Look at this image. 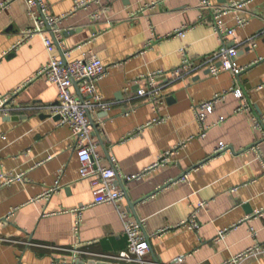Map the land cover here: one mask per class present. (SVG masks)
<instances>
[{"label":"crops","instance_id":"1","mask_svg":"<svg viewBox=\"0 0 264 264\" xmlns=\"http://www.w3.org/2000/svg\"><path fill=\"white\" fill-rule=\"evenodd\" d=\"M82 1L92 2L77 9ZM242 1L224 20L236 30L226 45L238 48L239 72L214 77L204 66L174 79L185 58L198 62L222 44L199 0H45V14L63 18L55 56H98L110 68L97 85L111 108L93 117L92 137L101 165L117 171L115 186L127 193L121 210L150 241L147 264H226L257 245L262 254L245 264H264V128L255 122L264 121V0H212ZM33 12L42 18L39 7ZM35 28L29 0H0V97L15 94L17 107L0 117V264H125L100 257L127 250L125 225L116 206L93 205L70 127L50 114L59 90L38 77L51 58L43 34L54 37L45 26L16 46ZM152 73L163 86L157 113L137 97ZM223 93L201 139L195 108ZM244 103L250 110L239 111ZM156 117L166 121L150 124ZM221 143L226 150L217 153ZM168 151L170 162L153 167ZM204 201L199 230L180 227ZM83 207L76 230L74 211Z\"/></svg>","mask_w":264,"mask_h":264},{"label":"built area","instance_id":"2","mask_svg":"<svg viewBox=\"0 0 264 264\" xmlns=\"http://www.w3.org/2000/svg\"><path fill=\"white\" fill-rule=\"evenodd\" d=\"M92 1H82L78 4V8L87 7ZM247 1L233 2L230 5H218L213 4L212 0H199V8L204 12H208L212 17V29L216 35L222 40L220 49L217 50L212 56L208 58H202L200 61L195 62L192 59L185 58L183 66L173 72L171 77L179 79L186 74L193 73L200 69V67L208 66L212 76L217 77L222 71L239 72L237 64H235V58L238 53L237 47H230L226 45L228 37L235 36V29H230L225 26V18L233 13V11H242ZM5 7V4L2 5ZM40 8L42 12V18L36 17L33 9ZM30 15L35 18L36 28L34 30H28L26 37L18 42L16 46L23 44L26 39H31L35 34H43L42 30L45 26L51 28L52 34L58 36V25L63 18H55L47 16L45 14L47 7L45 6V0H29ZM238 24L245 25L244 19H238ZM186 33V29L177 32L178 36H183ZM44 36V43L46 50L51 54L50 61L45 65L43 70L40 71L38 77L46 79L47 82L57 86L59 90V98L56 105L49 107L52 117L58 118L61 125H67L70 127L71 136L75 139L76 155L80 161L81 178L89 179L91 189H93V205L111 204L119 209L122 221L125 225V236L128 240L127 250L119 253L117 256L104 255L100 257L105 259H111L116 262H123L125 264H147V258L150 253V241L145 237L143 232V226L139 222H132L129 220L128 213L121 210L120 202L124 199L125 193L115 186V181L118 177L117 171L114 168H105L100 163V157L96 154V146L92 137L93 132V117L98 111H109L111 106L108 102H105L103 97L98 92V82L106 77L110 68L105 66L98 56H91L85 59H79L76 61H68V57L71 55L70 51H63V59H59L55 56V42L50 35ZM158 73H152L148 77L140 81L146 83L145 87L139 86L137 91V97L150 102L153 105L154 111L159 112V107L164 103L162 92L163 86L158 83ZM162 76V75H161ZM77 88L78 94L73 92V89ZM235 97L243 99V93L240 88H236L231 91ZM14 95L8 97H0V117H10L12 112L17 107L13 106ZM225 93L219 94L213 101L202 103L195 108V115L202 126V135L200 138L207 136L206 132L208 126L205 121L208 114H211L219 101L223 100ZM250 110L247 103H244L239 111ZM222 117L219 122L224 121ZM166 119L156 117L150 124L162 123ZM257 127L264 128V121L261 118L255 117ZM226 150V146L221 143L220 147L216 150L217 153ZM174 155L173 151H168L163 155L161 159L153 165V167L167 165L171 157ZM142 175H134L128 177L127 181H133L142 177ZM14 181H23V174L13 176L7 180V184H11ZM59 184V183H58ZM50 189L46 194L48 198L54 191ZM209 203L200 202L196 210L187 219V222L181 224L180 227H186L198 231L200 228L198 214L200 211L207 208ZM86 207L75 210L76 215V230L81 225V214ZM254 235V232H253ZM222 237V233L220 234ZM263 250L260 245L254 246L245 252H242L228 264H245V261L249 258L258 257L262 254ZM226 263V264H227ZM54 264H76L69 262H58Z\"/></svg>","mask_w":264,"mask_h":264},{"label":"water","instance_id":"3","mask_svg":"<svg viewBox=\"0 0 264 264\" xmlns=\"http://www.w3.org/2000/svg\"><path fill=\"white\" fill-rule=\"evenodd\" d=\"M47 28H48V30L51 32V28H50L49 26H47ZM51 34H52V32H51ZM52 35H53L54 40H55V45H56V46H59L58 41H57L55 35H54V34H52ZM63 61L65 62L64 58H63ZM93 128H94V130H95L96 132H98V131H97L98 128H97V126H96L95 123H93ZM126 195H127V193L125 192V196H126ZM129 204H130L132 207L134 206V205H133L132 203H130V202H129ZM132 207H131V208H132Z\"/></svg>","mask_w":264,"mask_h":264}]
</instances>
